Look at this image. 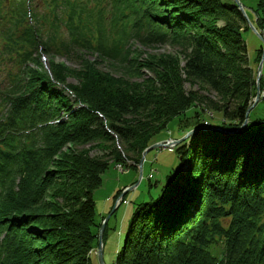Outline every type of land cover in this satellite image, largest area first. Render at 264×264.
Wrapping results in <instances>:
<instances>
[{
	"label": "trees",
	"instance_id": "1",
	"mask_svg": "<svg viewBox=\"0 0 264 264\" xmlns=\"http://www.w3.org/2000/svg\"><path fill=\"white\" fill-rule=\"evenodd\" d=\"M127 1L145 44H188L194 55L187 71L208 78L233 69L230 89L206 117L198 101L178 88L167 67L156 79L132 88L122 79L107 78L95 63L81 57L88 51L101 55L103 47L94 45L95 35L71 22L72 15L63 42L55 37L43 41L40 28H25L29 37L24 51H15L19 68L10 84L3 88L5 80L0 82V108L7 98L20 126L15 131L14 123L0 114V264H92L89 251L97 246L101 225L95 220L93 192L110 163H94L76 151L69 162L68 152L61 150L97 137L111 139L107 124L120 138L140 140L131 148L137 154L135 163L154 141L196 129L173 148L177 168L166 175L160 193L138 203L131 213L114 264H207L212 261L207 246L217 237L225 244L226 257L215 264H264V110L246 112L256 92L262 45L252 57L253 69L243 35L249 29L247 19L233 0ZM241 2L264 37V0ZM81 12L85 16V7ZM44 17L35 14L37 22ZM20 18L17 7L7 20L18 23ZM40 43L46 56L81 58L79 87L64 81V62L51 63L48 71L36 53L31 58L35 65H29L26 58ZM128 60L133 65L137 58ZM259 89L264 102L263 73ZM141 113L154 115L146 121L139 118ZM175 117L182 132L174 136L167 125ZM163 130L165 136L158 137ZM112 157L115 163L121 160L117 153ZM78 174L85 181L72 188Z\"/></svg>",
	"mask_w": 264,
	"mask_h": 264
},
{
	"label": "rangeland",
	"instance_id": "2",
	"mask_svg": "<svg viewBox=\"0 0 264 264\" xmlns=\"http://www.w3.org/2000/svg\"><path fill=\"white\" fill-rule=\"evenodd\" d=\"M49 1L51 0H0V82L5 80L3 88L8 83L10 84V78L19 68L15 51L19 50L20 53L24 51L22 49L25 47L24 42H27L29 37V34L28 36L24 34V29L38 27L43 34L42 38H40L43 41H47L49 37H55L58 41L62 40L63 42L69 36V31L65 28V25L69 21V16L72 15L71 22L81 25L83 30H87L88 33L95 35L97 39L94 45L97 46L99 43L103 47L100 49L101 55H98L95 51H88L81 57L95 63V67L100 69L107 78L116 77L117 79H122L129 84L127 87L132 88V85L145 84L150 78L156 79L157 75H161L164 68L167 67L166 69L171 72V78L175 77L177 79L178 88L184 95L191 96V99L198 101L196 104L197 108L203 111L202 113L206 117H209L207 114H214L215 111L212 106L220 103L222 94L228 92L230 89L231 78L234 74L233 69L225 72L222 76L208 78H203L187 71L185 68L186 63L194 55L192 47L188 44H173L171 42L145 44L141 40L140 34L137 33L139 32V28L134 25L136 15L130 14L131 8L126 7V3H123V0H70L72 1L71 4H67L66 0H59L56 5L49 4ZM242 1L251 5L255 4V0ZM239 2L243 6L241 0ZM17 7L19 8V15L21 17L20 21L16 23L15 19H13V21L9 22L7 20L8 14L15 12ZM83 7L87 10L85 13L86 17L81 12ZM29 9L31 10L30 15L28 14ZM37 13L45 16L44 18H40L38 22L35 20V14ZM23 17H25L24 20ZM259 34L264 39L260 32ZM243 35L246 40L249 61L254 69L255 63L252 57L255 50L260 45L263 46L262 40L259 39L250 27ZM62 42L57 45L59 49L62 47ZM36 46L37 49L32 50L31 54L26 58L30 66L35 65L31 58L35 57L36 53L39 55L37 59L40 60L43 67H49L51 63L60 66V62H64L63 67H66L63 73L64 81L75 84L78 87L81 85L79 75L84 72H80L83 69V63H79L81 62L79 56L64 58L55 54H47V59L41 61L39 57L44 54L45 47L42 43ZM130 57L137 58L136 63H133V65H130L133 61L129 62L128 60ZM163 63L165 66H161ZM136 64H139L138 67ZM159 68L160 70L157 73L156 71ZM261 72L264 74V64ZM123 93L124 91H122ZM159 93H163V91H159ZM145 106L146 104L143 105V107ZM252 110L255 112L263 111L264 102L259 100ZM147 112L151 111L147 110ZM134 115L131 114V116ZM153 115L154 113L144 117L145 113H141L139 118L148 121ZM131 116L127 115V118H132ZM177 120L175 117L167 125V128L174 136L182 132L177 128ZM204 122L208 123L206 120ZM213 122L216 121L213 120ZM105 128L112 135L111 139L101 140L98 139L100 137H97L95 138L96 140L88 142H76L61 151L64 154L68 152L65 160L69 159V162L72 160L69 156L71 157V154L76 151L78 153H85V155L94 160V163L104 161L110 163L102 174V184L94 190L93 196L96 211L95 220L102 224L103 218L109 215L105 223L107 226L102 242L103 262L104 264H114L116 252L124 242V235L126 234L125 231L132 215L131 213L138 203L152 200L160 193L161 187L167 182L166 175L176 170L178 160L176 153L173 151L174 146H176L174 144L172 148L158 147L148 151L143 156V162L141 167H139V161L135 163L132 160L137 154L131 148L135 142L140 140L137 138H130L128 140L120 138L108 124L105 125ZM189 131L176 139H182ZM165 133L166 131H161L158 137H164ZM190 137L191 135L186 136L185 139ZM165 138L159 141L170 139L169 137ZM116 153L121 155V160H118L117 163L112 161V156ZM51 167L54 169L53 166ZM85 178L82 174H78L74 182L75 185L72 188L77 189L81 187ZM134 184L136 186L130 188ZM118 190H121L120 192L125 196L120 197V193L114 199L113 196L116 195ZM120 198L125 199L124 203L121 204ZM115 200L118 201L119 206L111 213L114 203H117ZM207 252L213 261L210 260L207 264H215L224 259L226 257V247L222 239L217 237L214 242L208 244ZM89 253L92 257V264H99L97 246L92 248Z\"/></svg>",
	"mask_w": 264,
	"mask_h": 264
},
{
	"label": "water",
	"instance_id": "3",
	"mask_svg": "<svg viewBox=\"0 0 264 264\" xmlns=\"http://www.w3.org/2000/svg\"><path fill=\"white\" fill-rule=\"evenodd\" d=\"M235 3L237 4L239 10L242 12V14L245 16V18L247 19L248 21V25L250 27V29L259 37V39L262 40V44H263V52H262V55H261V58H260V61L258 62V65H257V68H256V77H255V81H256V93H255V97L253 99V103L247 108L246 112H249V110L256 104V102L258 101L259 99V79H260V76H261V71H262V66H263V62H264V39L260 36L259 32L257 31V29L255 28V26L251 23V21H249L247 15H246V12L244 10V7L241 5V3L239 2V0H234ZM245 123V122H244ZM244 125V124H243ZM242 125V126H243ZM196 131V129H192L191 131H189L186 136L188 137L189 135H192L194 132ZM186 136H184L182 139H169L167 141H159L157 143H152L151 145H149L148 147H146L143 151V154H142V157L141 159L139 160V163H138V166L141 167V164L143 162V159L145 156V154L154 149V148H158V147H166V148H169V147H172L174 144L180 142L181 140L185 139ZM140 177H141V174H140ZM136 186V184H134L132 187L130 188H134ZM129 188V189H130ZM127 190V189H126ZM123 195V193H121L119 196L121 197ZM119 198V197H118ZM115 206V205H114ZM112 211L115 209V207H112ZM109 218V215H107V217L104 218L103 220V223L100 225V228H99V233H98V247H97V257H98V261H99V264H104L103 262V250H102V233H103V229H104V226H105V223L107 222V219Z\"/></svg>",
	"mask_w": 264,
	"mask_h": 264
},
{
	"label": "bare ground",
	"instance_id": "4",
	"mask_svg": "<svg viewBox=\"0 0 264 264\" xmlns=\"http://www.w3.org/2000/svg\"><path fill=\"white\" fill-rule=\"evenodd\" d=\"M125 2H127L128 3V1L127 0H123V3H125ZM133 13H135L134 11H133ZM250 21V20H249ZM19 73H20V71H18ZM3 113H5L6 114V119H5V122H10L9 124H11V122H13L14 123V129H15V131H17L18 129H20V126L19 125H15V118H17L18 117V114H16V111L13 109V107H12V104L11 103H9L8 102V100H7V98L5 99V101L3 102V104L1 105V108H0V114H3ZM248 120L247 119H245L244 120V122L246 123ZM22 131H26L25 129L24 130H22ZM26 132H30V131H26ZM19 133H21L20 131L18 132V134ZM157 142H159L158 140H156V141H154L153 143H157ZM144 151V150H143ZM124 195V194H123ZM122 195V196H123ZM121 196V197H122ZM125 196V195H124ZM120 201H121V204L122 203H124V201H125V199H122V198H120ZM115 205V206H114ZM114 205H113V207H116V205H118L117 203H114ZM113 209V208H112ZM112 209H111V213L114 211H112ZM103 220H104V218H103ZM102 238V237H101ZM103 242V241H102ZM123 244V243H122ZM102 245H103V243H102ZM97 247H98V243H97ZM122 247V245L120 246V248ZM103 248V247H102ZM119 248V249H120Z\"/></svg>",
	"mask_w": 264,
	"mask_h": 264
}]
</instances>
